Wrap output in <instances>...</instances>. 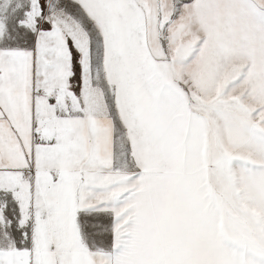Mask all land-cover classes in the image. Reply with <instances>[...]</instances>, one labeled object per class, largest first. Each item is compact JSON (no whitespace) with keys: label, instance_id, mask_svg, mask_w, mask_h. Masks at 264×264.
<instances>
[{"label":"snow or ice","instance_id":"snow-or-ice-1","mask_svg":"<svg viewBox=\"0 0 264 264\" xmlns=\"http://www.w3.org/2000/svg\"><path fill=\"white\" fill-rule=\"evenodd\" d=\"M0 264H264V0H0Z\"/></svg>","mask_w":264,"mask_h":264}]
</instances>
